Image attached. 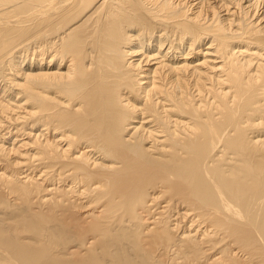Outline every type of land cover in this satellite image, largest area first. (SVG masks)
<instances>
[{
	"label": "bare ground",
	"instance_id": "obj_1",
	"mask_svg": "<svg viewBox=\"0 0 264 264\" xmlns=\"http://www.w3.org/2000/svg\"><path fill=\"white\" fill-rule=\"evenodd\" d=\"M0 264H264V0H0Z\"/></svg>",
	"mask_w": 264,
	"mask_h": 264
}]
</instances>
